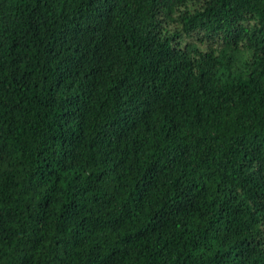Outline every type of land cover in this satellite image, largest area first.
I'll list each match as a JSON object with an SVG mask.
<instances>
[{
  "label": "trees",
  "instance_id": "1",
  "mask_svg": "<svg viewBox=\"0 0 264 264\" xmlns=\"http://www.w3.org/2000/svg\"><path fill=\"white\" fill-rule=\"evenodd\" d=\"M0 264H264V0H0Z\"/></svg>",
  "mask_w": 264,
  "mask_h": 264
}]
</instances>
